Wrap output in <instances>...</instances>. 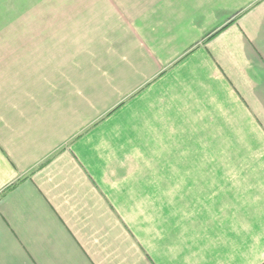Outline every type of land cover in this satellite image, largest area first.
<instances>
[{
    "label": "crops",
    "instance_id": "crops-1",
    "mask_svg": "<svg viewBox=\"0 0 264 264\" xmlns=\"http://www.w3.org/2000/svg\"><path fill=\"white\" fill-rule=\"evenodd\" d=\"M24 7L0 24V264H264V0Z\"/></svg>",
    "mask_w": 264,
    "mask_h": 264
},
{
    "label": "rangeland",
    "instance_id": "rangeland-1",
    "mask_svg": "<svg viewBox=\"0 0 264 264\" xmlns=\"http://www.w3.org/2000/svg\"><path fill=\"white\" fill-rule=\"evenodd\" d=\"M95 0H1V10H0V24L3 25V21H7L10 17H14V10H23L25 9V5H38V4H48L49 11L47 13L48 17H43V19L49 18V20H56L58 15H60L61 19L67 18L66 15L67 12H64L65 9H72L68 8L69 6H72L74 3H86V2H94ZM60 7L59 10L57 7ZM60 11V13H59ZM70 14V13H69ZM24 13L23 12H17V19H22ZM7 25V24H6ZM50 25V24H49ZM48 25V26H49ZM51 26V25H50ZM6 30H8L6 28ZM2 35H7V33L4 32V29L2 27Z\"/></svg>",
    "mask_w": 264,
    "mask_h": 264
}]
</instances>
